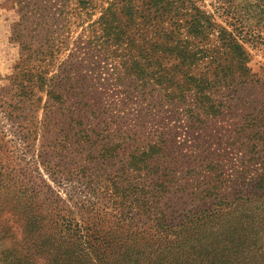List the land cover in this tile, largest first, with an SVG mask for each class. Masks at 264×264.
<instances>
[{"label":"trees","instance_id":"trees-1","mask_svg":"<svg viewBox=\"0 0 264 264\" xmlns=\"http://www.w3.org/2000/svg\"><path fill=\"white\" fill-rule=\"evenodd\" d=\"M210 1L19 0L0 112L35 163L99 206L48 198L0 125V211L21 223L11 248L0 229V264H141L131 239L147 232L146 264H264V76L249 67L264 22L248 9L264 17V0Z\"/></svg>","mask_w":264,"mask_h":264},{"label":"rangeland","instance_id":"rangeland-1","mask_svg":"<svg viewBox=\"0 0 264 264\" xmlns=\"http://www.w3.org/2000/svg\"><path fill=\"white\" fill-rule=\"evenodd\" d=\"M27 1L29 2L30 0ZM41 1L45 2L47 0H41ZM203 1H204L203 6H205V9L211 11V8L209 6L210 5L212 6L213 3L210 0H203ZM234 1H235L234 3L235 6L239 8H243V7L247 8V5L244 6V2L239 0H234ZM21 7H22V2H19V0H0V92L3 90V88L7 86V79L11 75L12 68L19 56L18 46L10 41V31L12 25L19 20L18 11L21 9ZM248 9H250V16L252 18V20H250V23L252 27L253 25H257L256 23L264 22V17L259 16L258 12L252 11L251 6ZM232 11L236 12L239 10L233 9ZM21 13L24 14L25 11H22ZM72 31H74V33L71 32L72 34L70 33L69 35L70 36L74 35L75 38L77 39L80 38V40L76 42L78 43L80 42V44H83L81 42H84L85 38L82 35L80 36V34L82 33L80 27H78V29L76 30L74 28L72 29ZM72 46H74V44ZM83 46L84 45H80L78 49L83 48ZM250 50L249 53L251 56L250 58L251 60L249 63V67L252 69L253 73H257L259 75L264 76V49L260 48L258 50L256 49L251 51ZM101 71H103V69ZM103 76H105L104 72H102V77ZM28 122L29 121H26L24 123V126H26ZM0 125L4 128L3 132L4 134L7 135L6 139L11 142L10 146L12 148V151H14L15 153V159L13 160H17L18 165L23 164L22 166L25 168L27 174H30V177L32 179H36L38 181L42 180L44 182V189L48 190V192L46 191L47 193L46 195L48 198L54 199L55 196H58L59 198L62 199V201H64L66 206H72L74 203L77 204L79 202H82L84 205L94 204L95 206L96 205L99 206V203L97 199L94 198V195L93 196L87 195V191L84 189V187L80 185V183L77 182V180L64 181V180H59L58 178L54 179L50 177V175L47 174L40 165L35 163V158L30 157L27 151L23 149V145L18 141V136L15 135L18 131V129H16L18 127V124L16 123L11 125L10 122L4 119V115L1 112H0ZM230 129L231 127L226 125V123L224 124L220 123L217 126V130L213 131L214 136L218 139L216 144H218V142L219 144H222L221 147L222 149L224 148L223 145L225 143L224 141H219V140L224 139V136L226 135H230L231 132ZM232 152L236 153V150ZM6 176L7 175H5L4 177ZM11 181H13L12 175L8 178V182L6 181V183L3 184V188H5V190L9 189L8 185ZM0 191H1L0 202H2V204L5 202H11L12 195L9 194L8 192L2 194L3 193L2 188H0ZM51 192L53 193V195H51ZM248 192L250 191L248 190ZM177 204L180 206V208L177 207L176 209L178 212H180L181 210L190 209L189 202L187 200L179 201L177 202ZM46 206L47 204H44L42 206V210H45ZM10 208H11L10 205H8V207L0 211V229L8 233L9 239L5 243V246L8 248H11L15 244L16 239H18L21 232V227H20L21 223L19 221V218L17 215L11 212V210H9ZM21 214L23 213L21 212L20 215ZM41 215L42 217H45L46 212L42 213ZM5 219L9 221L8 225L5 224L4 221ZM12 223L14 224V228L11 227ZM211 225H213L211 226V228L218 229V225L216 223ZM125 229L126 228H123L121 231H119V233L124 232ZM146 234H147V240L145 241H142L138 237H133L131 239L132 241L136 242V244L132 243L131 248L132 249L140 248V251L144 253L143 256L141 257L142 260L141 264H146L150 262L147 259V256L148 257L150 256V258L152 259H156L157 256V254L151 250V248L152 249L157 248L156 246H152V243H156L157 241L153 240L150 242L153 234L150 233V235H148L149 232H147ZM128 248L130 249V247ZM116 250L117 253L121 256L126 252V249L123 248L122 245L120 246V248ZM130 251L131 253H135L131 249Z\"/></svg>","mask_w":264,"mask_h":264}]
</instances>
